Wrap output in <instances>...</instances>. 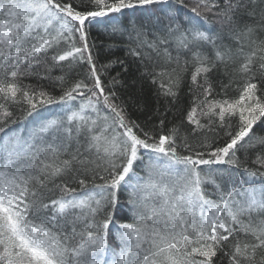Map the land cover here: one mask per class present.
<instances>
[{
    "label": "snow or ice",
    "instance_id": "1",
    "mask_svg": "<svg viewBox=\"0 0 264 264\" xmlns=\"http://www.w3.org/2000/svg\"><path fill=\"white\" fill-rule=\"evenodd\" d=\"M0 264H264V0H0Z\"/></svg>",
    "mask_w": 264,
    "mask_h": 264
},
{
    "label": "trees",
    "instance_id": "2",
    "mask_svg": "<svg viewBox=\"0 0 264 264\" xmlns=\"http://www.w3.org/2000/svg\"><path fill=\"white\" fill-rule=\"evenodd\" d=\"M93 39H95L96 44L98 45L97 50L100 52V57H99L100 63H105L107 59H115V58L124 59L125 58V53L121 51L120 49L107 50L101 47L103 45H106L112 42L106 39L103 35L93 34ZM117 72H121V68L119 66H116L111 70V75H115ZM121 78L124 79L129 84L131 83V81L136 80L137 82L136 89L139 90L138 95H141L142 97H144V99L148 103V107L150 108L156 107V103L154 100V87L146 79H139V72L136 70L135 66H130L129 73L126 76L122 73ZM30 82L34 83L35 81H30ZM120 91L123 92V89H121ZM183 91L186 92L187 89L185 88ZM181 106H183V104ZM129 112L132 118L137 119L138 121L146 120L149 116L152 115L150 111L146 110L144 112H141L137 108L132 107V106L129 107Z\"/></svg>",
    "mask_w": 264,
    "mask_h": 264
}]
</instances>
